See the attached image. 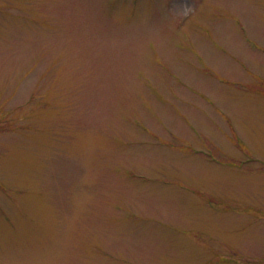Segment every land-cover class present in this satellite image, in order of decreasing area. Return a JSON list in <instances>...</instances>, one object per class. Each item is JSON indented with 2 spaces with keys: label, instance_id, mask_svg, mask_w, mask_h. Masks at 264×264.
I'll return each instance as SVG.
<instances>
[{
  "label": "rangeland",
  "instance_id": "374dc122",
  "mask_svg": "<svg viewBox=\"0 0 264 264\" xmlns=\"http://www.w3.org/2000/svg\"><path fill=\"white\" fill-rule=\"evenodd\" d=\"M0 264H264V0H0Z\"/></svg>",
  "mask_w": 264,
  "mask_h": 264
}]
</instances>
